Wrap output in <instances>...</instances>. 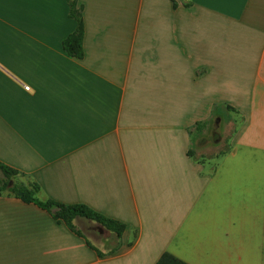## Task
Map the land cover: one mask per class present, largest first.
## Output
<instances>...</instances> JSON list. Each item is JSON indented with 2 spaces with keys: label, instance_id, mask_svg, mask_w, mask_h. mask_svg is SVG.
<instances>
[{
  "label": "crops",
  "instance_id": "crops-1",
  "mask_svg": "<svg viewBox=\"0 0 264 264\" xmlns=\"http://www.w3.org/2000/svg\"><path fill=\"white\" fill-rule=\"evenodd\" d=\"M78 6L81 60L65 0H0V162L124 233L2 195L0 264H264V0ZM218 110L227 150L196 159Z\"/></svg>",
  "mask_w": 264,
  "mask_h": 264
},
{
  "label": "trees",
  "instance_id": "trees-1",
  "mask_svg": "<svg viewBox=\"0 0 264 264\" xmlns=\"http://www.w3.org/2000/svg\"><path fill=\"white\" fill-rule=\"evenodd\" d=\"M68 5V17L74 20L77 24L73 33L68 35L62 41V50L70 58L81 60L83 58V38L84 29L82 22V7L78 6V0H65ZM19 173L0 162V196L6 195L13 197L16 200L26 204L34 205L38 209L51 213L56 221L63 222L66 227L80 236V233L75 230L73 221L76 217L93 221L103 227L105 230L114 235L116 240H119L124 233V225L98 214L92 209L82 204L62 205L52 201L40 202L36 194L39 190L37 184H31L28 187L16 184L14 179ZM100 257L101 253L96 252ZM156 264H185L175 257L165 253Z\"/></svg>",
  "mask_w": 264,
  "mask_h": 264
},
{
  "label": "rangeland",
  "instance_id": "rangeland-1",
  "mask_svg": "<svg viewBox=\"0 0 264 264\" xmlns=\"http://www.w3.org/2000/svg\"><path fill=\"white\" fill-rule=\"evenodd\" d=\"M227 112L224 110L217 111L215 118L212 119L210 124L204 128L198 138L195 137L190 155L196 159L201 157L210 158L227 150L233 129L238 124L234 114ZM14 181L19 184L24 181V178L19 174ZM112 244L111 246H113Z\"/></svg>",
  "mask_w": 264,
  "mask_h": 264
},
{
  "label": "built area",
  "instance_id": "built-area-1",
  "mask_svg": "<svg viewBox=\"0 0 264 264\" xmlns=\"http://www.w3.org/2000/svg\"><path fill=\"white\" fill-rule=\"evenodd\" d=\"M26 90H29V88H25Z\"/></svg>",
  "mask_w": 264,
  "mask_h": 264
}]
</instances>
